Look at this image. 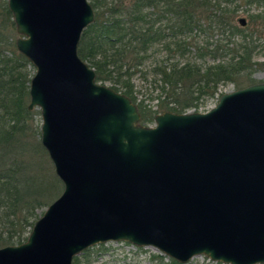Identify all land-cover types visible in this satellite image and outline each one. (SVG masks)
Instances as JSON below:
<instances>
[{"label":"water","instance_id":"obj_1","mask_svg":"<svg viewBox=\"0 0 264 264\" xmlns=\"http://www.w3.org/2000/svg\"><path fill=\"white\" fill-rule=\"evenodd\" d=\"M17 50L35 68L29 110L63 193L0 264H73L109 242L180 264H264V83L206 113L155 116L100 84L79 54L89 0H8ZM240 23L245 25V20Z\"/></svg>","mask_w":264,"mask_h":264},{"label":"trees","instance_id":"obj_2","mask_svg":"<svg viewBox=\"0 0 264 264\" xmlns=\"http://www.w3.org/2000/svg\"><path fill=\"white\" fill-rule=\"evenodd\" d=\"M89 1L95 22L83 32L78 54L95 70L98 83L111 84L112 89L138 105L144 122L153 120L154 115L148 119L143 113L148 106L144 98L138 97L135 78L139 77L148 85V98L158 101L159 109L166 103L163 110L184 114L194 108L193 104L181 103L184 93L196 96L195 100L205 95L214 96L220 85L232 82L234 73L245 70L257 48L251 39L249 44L245 36L237 45L236 58H232V40L211 50L218 55L212 65L206 64L200 55L202 48L197 34L231 32L235 11L232 4L236 0ZM6 12L11 14L7 7ZM160 52L165 57L158 59ZM31 66L0 32V142H7V138L15 137L26 127L31 114L26 105L34 76L33 70H29ZM6 174L10 181L12 176ZM14 190L17 197L19 191L13 184L7 182L0 187V191L13 196ZM26 222L28 224V220ZM9 223L13 227L19 225L15 218ZM11 240L9 245L21 244L25 239Z\"/></svg>","mask_w":264,"mask_h":264},{"label":"rangeland","instance_id":"obj_3","mask_svg":"<svg viewBox=\"0 0 264 264\" xmlns=\"http://www.w3.org/2000/svg\"><path fill=\"white\" fill-rule=\"evenodd\" d=\"M6 7L9 9L8 0H0V32L16 47V40L20 36L17 34L13 16L6 12ZM233 8L235 11L232 12L231 32L228 30L223 34L221 31H209L197 34V42L202 48L200 55L206 64L212 65L215 60H218V55L211 53V50H216L220 45L225 46L232 40V58H236L237 45L246 36L247 39L249 38L248 43L251 39L252 44L257 46L252 53L253 57L250 63H246L245 70L234 73L232 82L220 85L218 93L214 96L205 95L195 100L196 96L184 93L181 103L188 106L194 105L192 110L188 109L184 114L194 113V111L206 113L216 107L221 94L264 83V0H236L232 4ZM241 19L245 20V25L240 23ZM163 57H165L164 53L160 52L158 59ZM29 70H33L32 74H35L33 66ZM134 83L139 92V99L146 100L148 108L143 109V113L148 119L153 115L155 118L158 114L170 112L163 110L166 103L162 105L161 110L157 107L158 101L148 98L150 97L147 95L148 85L139 77L134 79ZM103 85L112 87L109 83ZM151 97L154 99L156 94ZM26 105L29 110L30 98ZM29 112L31 114L25 124V129L17 131L15 137L7 138V142H0V187L9 182L19 191L17 197L15 190L14 196L0 191V249L27 242L35 223L43 217L49 206L61 196L64 190L62 182L56 175L54 165L41 143L43 123L41 111L33 109ZM141 123L148 127L155 126L154 119L144 122L142 117ZM5 173L12 176L10 181H7ZM14 218L19 224L15 227L9 223ZM6 221L8 223H5ZM29 224L33 226L30 227ZM11 239L25 240L21 244L9 245L8 242ZM172 260L154 248H139L128 243L109 242L84 251L74 258L73 264H175ZM177 264L180 263L177 262ZM187 264L221 263L212 262L206 257H196Z\"/></svg>","mask_w":264,"mask_h":264},{"label":"bare ground","instance_id":"obj_4","mask_svg":"<svg viewBox=\"0 0 264 264\" xmlns=\"http://www.w3.org/2000/svg\"><path fill=\"white\" fill-rule=\"evenodd\" d=\"M17 48V47H16ZM18 51V50H17ZM19 52V51H18Z\"/></svg>","mask_w":264,"mask_h":264}]
</instances>
